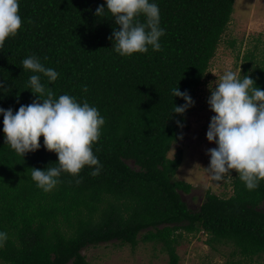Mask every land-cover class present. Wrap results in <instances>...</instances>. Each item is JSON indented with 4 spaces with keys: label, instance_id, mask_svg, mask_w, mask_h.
Listing matches in <instances>:
<instances>
[{
    "label": "trees",
    "instance_id": "obj_1",
    "mask_svg": "<svg viewBox=\"0 0 264 264\" xmlns=\"http://www.w3.org/2000/svg\"><path fill=\"white\" fill-rule=\"evenodd\" d=\"M155 2L165 30L161 49L120 56L109 39L118 30L111 13L96 15L104 0H20L22 27L0 47V107L15 112L38 99L26 90L32 73L21 65L37 56L59 73L51 85L41 77L57 98L86 100L105 118L92 145L102 169L98 175L91 174L95 166L77 177L62 173L54 189L43 191L31 168L58 166L57 155L44 148L43 136L38 150L15 153L5 144L0 115V231L8 234L0 264H91L83 252L111 242L133 250L151 243L169 264H181L178 247L186 236L201 234L214 251L232 247L231 256L240 258L230 264L264 259V180L249 190L233 170L225 178L230 195L209 189L192 210L182 193L193 186L176 179L183 152L169 156L193 108L171 113L174 104L185 103L172 89L195 101L236 0ZM241 60V75L264 90V48L256 45Z\"/></svg>",
    "mask_w": 264,
    "mask_h": 264
},
{
    "label": "clouds",
    "instance_id": "obj_2",
    "mask_svg": "<svg viewBox=\"0 0 264 264\" xmlns=\"http://www.w3.org/2000/svg\"><path fill=\"white\" fill-rule=\"evenodd\" d=\"M104 4L106 8L99 6L96 15L100 16L107 9L118 26L109 37L116 53L131 56L147 53L149 48L161 49L160 38L165 30L161 27L160 8L155 0H104ZM19 5L20 0H0V47L22 27ZM21 65L23 70L32 73L26 90L38 99L21 105L15 112L0 107L5 144L24 157L41 147L40 137L43 136L44 148L58 157L55 163L58 166L44 170L31 168V179L45 192L56 187L62 173L77 177L85 166H95L91 174L98 175L102 165L92 145L99 140L105 118L86 100L80 102L69 94L57 98L51 88L42 83L41 77H46L51 85L59 73L45 67L37 56H27ZM216 81L214 88L209 86L211 94L207 103L215 115L206 132V139L216 147L208 149L210 163L204 169L217 183L232 176L234 170L246 188L253 190L264 180V90L249 75H241V70L240 75L224 70ZM0 89H5L2 81ZM172 96L185 103L174 104L171 113L182 115L194 105L187 91H180L178 86L172 89ZM7 240L8 234L0 231V248Z\"/></svg>",
    "mask_w": 264,
    "mask_h": 264
},
{
    "label": "rangeland",
    "instance_id": "obj_3",
    "mask_svg": "<svg viewBox=\"0 0 264 264\" xmlns=\"http://www.w3.org/2000/svg\"><path fill=\"white\" fill-rule=\"evenodd\" d=\"M258 45L264 48V0H236L231 24L224 35L217 54L211 62L209 73L200 87L194 101L187 123L185 124L183 140L175 144L169 154L170 158L181 150L183 163L176 179L188 182L193 186L190 194L182 193L184 201L190 209L197 210L205 197L206 191L222 196L231 194L230 180L220 184L212 181L204 168L210 163L208 149L215 148L214 142L206 139V132L213 113L207 103L210 96L209 86L215 87L224 70H231L240 75L242 57L249 49ZM240 56L241 59H238ZM216 76H215V75ZM242 74V70H241ZM204 234L197 237L186 236L178 247L181 264H230L240 257L231 256L233 249L230 245L212 250L206 244ZM91 264H169L168 256L161 252L159 246L141 243L136 250L131 247H120L117 242L90 247L83 252ZM251 264H264V259H258Z\"/></svg>",
    "mask_w": 264,
    "mask_h": 264
}]
</instances>
